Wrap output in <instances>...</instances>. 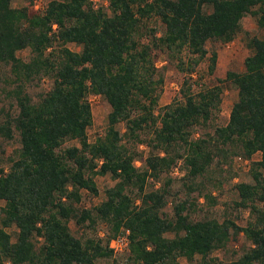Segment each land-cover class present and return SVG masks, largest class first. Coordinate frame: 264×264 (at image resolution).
I'll return each mask as SVG.
<instances>
[{
  "label": "trees",
  "instance_id": "1",
  "mask_svg": "<svg viewBox=\"0 0 264 264\" xmlns=\"http://www.w3.org/2000/svg\"><path fill=\"white\" fill-rule=\"evenodd\" d=\"M11 1L0 0V63L9 66L15 112L5 113L0 135L10 139L15 131L19 145L7 169L0 168V264H94L97 259L119 264L108 244L120 235L127 240L126 262L180 264L184 258L192 264L198 255V264H224L210 253L239 233L249 245L227 264H264V35L249 38L251 52L241 72L226 71L223 80L233 85L236 99L209 141L215 149L236 146L246 159L259 154L250 162L251 181L234 186L236 204L248 210L246 225L191 220L185 200L166 215L168 177L146 189L148 178L156 181L177 159L189 179L204 172L212 152L205 140L190 134L217 109L222 93L218 84L193 92L186 77L180 100L156 108L163 80L151 50H165L189 75L205 57L206 41H231L244 15L264 27V0H103L104 7H94L92 0H48L39 11L32 9L35 0L19 7ZM151 17L163 32L156 36L150 29L149 40L140 42L143 20ZM26 48L29 57L22 60L16 52ZM216 56L212 50L210 70ZM42 78L50 80L49 88L33 101L24 86ZM88 94L109 106L104 132L92 142L86 134ZM120 122L123 131L116 128ZM141 133L147 135L143 158L127 145L140 141ZM96 175L115 182L98 204L78 207L81 190L96 194ZM69 221L81 230L97 222L106 229L81 239L71 233ZM10 226L16 229L14 241L5 230Z\"/></svg>",
  "mask_w": 264,
  "mask_h": 264
},
{
  "label": "rangeland",
  "instance_id": "2",
  "mask_svg": "<svg viewBox=\"0 0 264 264\" xmlns=\"http://www.w3.org/2000/svg\"><path fill=\"white\" fill-rule=\"evenodd\" d=\"M47 1L35 0L32 9L37 11L41 10ZM23 4V0L11 1V5L14 7H19ZM92 5L94 7H104L106 6V2L103 0H92ZM150 29H153L155 35L158 36L163 32V25L155 17L143 20V29L139 35L140 42L145 43L149 40L148 33ZM263 35L264 27H258L252 15H244L240 20L239 29L231 41H206L205 48L207 49V53L189 75L176 68V60H170L165 50L156 48L151 50L154 66L157 69V73L162 75L163 80L157 89L158 98L156 108L173 100H180L179 87L182 80L186 77H188V82L191 84V90L193 92L198 91L204 86H212L215 84L220 85L222 88L221 99L217 109L211 111L209 119L205 123L194 125L190 134L191 139L201 138L205 140V146L212 152V158L204 172L194 179H189L186 176V165L182 159H177L173 167L166 174H162L159 179L153 181L148 178L147 180L146 189H149L152 185L154 187L159 186L167 177L170 179V184L165 187L168 190L166 203L163 206V212L166 215L169 216L172 214V206L174 203L185 200V204L187 205L185 212L191 220L214 218L222 221L223 219H229L237 226H245L249 221L248 210L236 204L238 196L234 186L238 182L251 181L248 173L250 162L257 160L259 154L253 153L249 159H246L236 146L219 145L217 147V149L221 148L219 151L209 141L214 127L223 126L226 123L231 104L236 99V90L233 85L228 80H223L226 71L241 72L243 70V58L251 52L248 46L249 38L262 37ZM66 47L71 50L79 49L78 46L72 43L66 44ZM212 50L216 51L217 56L215 64L210 70L208 57ZM16 55L22 60H27L29 50L27 48L19 50L16 52ZM181 55L186 60L187 54L182 53ZM13 85L10 78L9 66L0 63V124L6 112L11 115L15 112L14 100L8 93ZM49 85L50 80L47 78L34 79L25 84L24 90L35 101L40 94L49 88ZM87 100L91 110V124L87 127L86 134L88 141L92 142L98 135L104 132L109 106L99 95L88 94ZM116 128L123 131V123H118ZM146 140L147 135L141 133L140 141H129L127 145L138 156L143 158L148 150L145 145ZM66 144H76V142L69 141ZM18 145V136L15 131L12 132L10 139H5L0 135V168L7 169L8 159L13 156ZM174 148L176 147L174 146ZM178 150L181 152V147H178ZM134 163L140 167V161L137 160ZM94 182L97 190L96 194H90L85 190H81V199L77 204L78 207L90 208L98 204L104 198V189L113 185L115 180L109 175H96L94 176ZM189 185L194 189L189 190ZM205 195L210 196L212 200H207ZM2 203L0 200V206ZM258 205L261 206L260 203ZM68 227L73 235L81 239L93 235H102V232L106 229L105 225L101 222H97L93 228L81 230L72 221H69ZM5 230L10 234L11 241H14L16 229L10 226ZM165 235L170 237L173 234L167 232ZM248 245L249 242L244 238L242 233H239L236 237L230 238L223 248L213 250L210 256H214L224 264H227L240 254L241 247ZM125 250L124 248L114 253V256L119 260V264H134L132 262H126L124 259ZM179 262L180 264H187L184 258H179ZM198 262L199 256L196 255L194 256L192 264H198ZM94 264H111V260L97 259Z\"/></svg>",
  "mask_w": 264,
  "mask_h": 264
},
{
  "label": "built area",
  "instance_id": "3",
  "mask_svg": "<svg viewBox=\"0 0 264 264\" xmlns=\"http://www.w3.org/2000/svg\"><path fill=\"white\" fill-rule=\"evenodd\" d=\"M126 243V237L124 235H120L114 239H111L108 247L111 248L114 253H116L117 251L124 249L126 247Z\"/></svg>",
  "mask_w": 264,
  "mask_h": 264
}]
</instances>
